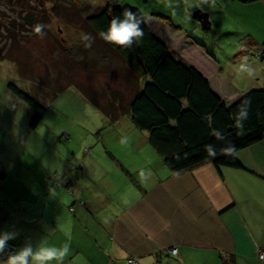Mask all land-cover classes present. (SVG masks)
<instances>
[{
    "label": "crops",
    "instance_id": "obj_1",
    "mask_svg": "<svg viewBox=\"0 0 264 264\" xmlns=\"http://www.w3.org/2000/svg\"><path fill=\"white\" fill-rule=\"evenodd\" d=\"M238 1L252 16L237 32L243 48L238 55L261 59L238 83L222 61L202 51L205 44L162 24L168 37L185 39L176 43L182 47L179 53L143 16L154 34L195 66L227 102L264 84V0ZM183 44L201 57L188 58ZM244 81L245 87H239ZM6 92L0 123H14L12 107L32 113ZM143 132L145 142H124L121 153L107 148L103 157L84 158L81 166L70 159L54 171L51 160L38 158L30 147L21 149L16 135L10 137V147L0 144V166L7 173L0 207L9 220L0 232L16 233L9 241L19 248L26 243L55 247L57 256L49 264H129L130 258H136L134 264H264V139L238 152L242 167L205 164L173 173ZM174 247L177 255L171 253Z\"/></svg>",
    "mask_w": 264,
    "mask_h": 264
},
{
    "label": "rangeland",
    "instance_id": "obj_2",
    "mask_svg": "<svg viewBox=\"0 0 264 264\" xmlns=\"http://www.w3.org/2000/svg\"><path fill=\"white\" fill-rule=\"evenodd\" d=\"M29 1L34 5L38 3L37 0ZM73 2L77 6L91 5L93 8L107 3L138 8L149 22L153 21L154 29L167 38L170 46L178 47L176 51L182 50V47L176 43L179 41L184 43L185 39L168 37L167 31L170 28L172 31L182 30L181 32L189 34L198 44H205V47L202 46V51L207 50L212 56L222 61L225 72L236 83L241 79L240 77L245 80L255 63L261 62V59L251 61L248 55H243L242 58L238 55L243 48L242 41H239L241 35L238 37L237 32L252 17L246 8V10L242 8L243 4L238 0H73ZM193 9H201L209 14V20L212 23L209 29H204L200 21L191 18L189 10ZM0 10L5 13L4 17H0L1 32L5 30L2 26L5 20L8 22L14 19L17 23H24L22 7L8 6L6 2H2ZM154 19L161 23L154 22ZM74 21L76 23L69 24L53 17L49 24V36L36 34L37 29L32 27L31 29L34 30L30 31V38L28 40L23 38L25 44L21 41V46L18 47L13 46L11 40L0 39V47L12 48L13 58L26 62L35 74L38 80L35 78L34 80L38 86L43 87L42 101L47 106L46 114L36 128L29 125L32 113L24 114L12 107L11 110L14 112L12 119L15 121L9 125L0 123V128L9 127L0 132V144L10 147L13 141L10 137L16 135V141L21 144V149L30 147L32 154H37L38 158L43 156L51 160L54 163L53 171L58 167L61 168V165L64 169V165L70 159L76 161L74 163L76 166H81L80 161L84 158L103 157L107 155V148L121 153L124 150L121 149L120 144L145 142L144 136H147L146 132L135 128L128 115L121 116L113 124L109 123L104 112L90 102L75 84H71L76 79L84 86H93V91L95 89L98 92L103 89L109 91V85H111V89H121L128 94L131 83L138 85L141 83L136 81L138 78L135 72L127 73L130 69L115 52L110 49L98 51L92 47L93 41L96 40L82 19L74 17ZM162 24L169 29L166 31L160 29ZM244 38L242 37L245 43L247 40L244 41ZM86 39H88L87 43H85ZM59 40L62 45H59ZM72 45L82 46L83 54H86L87 59L90 62L93 60L95 64L93 65L95 73H89L87 67L77 63L65 53V48ZM183 46L188 58L201 57L198 52H192L191 49L187 50L184 44ZM96 56L99 58L98 64L94 61ZM19 67L18 62L12 58L0 61V100H4L5 103L6 91H9L8 82H14L26 91L32 89L33 79H30L27 74L25 76ZM246 82L244 81L239 87L244 88ZM133 85L136 87L135 84ZM64 86L65 90L53 97V94ZM11 127L12 130H10ZM9 131H13L14 135H11ZM22 152L18 154V157L22 156ZM14 218L16 222L19 220L16 213ZM6 219L0 222V225H8L9 220Z\"/></svg>",
    "mask_w": 264,
    "mask_h": 264
},
{
    "label": "trees",
    "instance_id": "obj_3",
    "mask_svg": "<svg viewBox=\"0 0 264 264\" xmlns=\"http://www.w3.org/2000/svg\"><path fill=\"white\" fill-rule=\"evenodd\" d=\"M37 1L34 5L29 0H0V3L20 6L24 10V23H17L14 19L5 20L2 25L5 30L0 31V39L11 40L13 46L18 47L22 42L25 44L23 38H30V31L34 30L32 27L37 29L36 34L49 36V24L53 17L69 24L75 22L74 17L82 19L96 40L92 47L98 51L110 49L115 52L130 69L127 73L135 72L136 81L141 83L138 85L133 82L136 87L131 83L128 94L121 89H111V85L109 91L103 89L98 92L95 89L93 91V86L86 87L76 79L71 84H75L90 102L104 112L109 123H115L121 115L126 114L136 128L147 131L150 144L173 173L191 171L205 164H213L217 168L242 167L238 152L264 139V84L227 102L213 90L210 81L195 66L154 34L140 9L111 3L95 8L91 5L77 6L73 0ZM126 7L134 9L142 19L140 27L143 36L129 46H116L103 40L100 32L107 29L113 16H122ZM0 13V17H4L5 13L1 10ZM58 43L62 45L60 40ZM12 51V48L0 47V61L15 59L19 69L34 83L31 91L20 88L14 82H8L7 89L30 106L32 116L29 125L36 128L47 111L42 101L43 87L37 85V78L26 62L13 58ZM65 53L87 67L89 73H95V64L83 54L82 46L67 47ZM98 59L97 56L94 58L97 64ZM65 88L60 87L53 97ZM242 103H247L248 118L241 129L236 126L234 116ZM217 132L223 138L218 137ZM208 144L216 148L214 157H210L206 151ZM228 145L232 146L231 152L224 151ZM6 175V170L0 166V190ZM6 218L7 213L0 207V222Z\"/></svg>",
    "mask_w": 264,
    "mask_h": 264
},
{
    "label": "clouds",
    "instance_id": "obj_4",
    "mask_svg": "<svg viewBox=\"0 0 264 264\" xmlns=\"http://www.w3.org/2000/svg\"><path fill=\"white\" fill-rule=\"evenodd\" d=\"M141 23L142 19L138 17L136 11L126 7L122 16H113L111 18L107 29L102 30L100 36L103 40L116 46H129L143 36V29L140 27ZM247 118L248 106L247 103H242L234 116L236 126L242 129ZM216 135L223 138L220 132H217ZM232 150L231 145L224 148L225 152H231ZM206 151L210 157L216 155V148L212 144L206 145ZM15 235L16 233L14 232H0V250ZM67 247L68 245L65 243V250ZM57 251L55 247L37 249L32 243H26L24 246L10 253L5 259L0 260V264H49L50 261L56 258Z\"/></svg>",
    "mask_w": 264,
    "mask_h": 264
},
{
    "label": "built area",
    "instance_id": "obj_5",
    "mask_svg": "<svg viewBox=\"0 0 264 264\" xmlns=\"http://www.w3.org/2000/svg\"><path fill=\"white\" fill-rule=\"evenodd\" d=\"M17 249H18V246L16 244H14L10 241H7L5 247L2 250H0V260L5 259L10 253L16 251ZM171 253L174 255H177L178 254V248L177 247L172 248ZM260 258L262 260H264V250L261 251ZM128 263L129 264L136 263V258L128 259Z\"/></svg>",
    "mask_w": 264,
    "mask_h": 264
},
{
    "label": "water",
    "instance_id": "obj_6",
    "mask_svg": "<svg viewBox=\"0 0 264 264\" xmlns=\"http://www.w3.org/2000/svg\"><path fill=\"white\" fill-rule=\"evenodd\" d=\"M240 1H247V0H240ZM190 16L202 24L203 28L209 29L211 26L210 20H209V14L202 11L201 9H196L193 12H191Z\"/></svg>",
    "mask_w": 264,
    "mask_h": 264
}]
</instances>
